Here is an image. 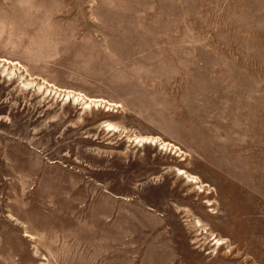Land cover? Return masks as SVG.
<instances>
[{
  "label": "rangeland",
  "instance_id": "obj_1",
  "mask_svg": "<svg viewBox=\"0 0 264 264\" xmlns=\"http://www.w3.org/2000/svg\"><path fill=\"white\" fill-rule=\"evenodd\" d=\"M0 264H264V0H0Z\"/></svg>",
  "mask_w": 264,
  "mask_h": 264
}]
</instances>
